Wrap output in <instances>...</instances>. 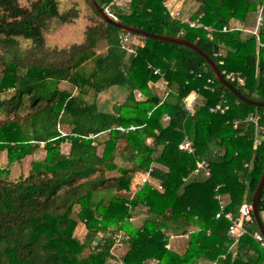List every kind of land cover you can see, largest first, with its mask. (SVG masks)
I'll list each match as a JSON object with an SVG mask.
<instances>
[{"label":"trees","instance_id":"16d2710c","mask_svg":"<svg viewBox=\"0 0 264 264\" xmlns=\"http://www.w3.org/2000/svg\"><path fill=\"white\" fill-rule=\"evenodd\" d=\"M21 1L0 0V151L8 160L0 168V264H264L254 217L237 242L231 222L215 217L218 195L236 218L251 204L264 172V134L255 146L248 118L257 116L264 131V108L240 101L196 52L128 34L89 0ZM92 1L124 24L195 44L224 77L244 79L243 86L229 81L240 94L264 102V0H186L185 11L198 7L191 20L201 27L173 19L166 0H130L126 9L117 0ZM259 8L257 35L228 27L231 19L258 20ZM80 21L81 42L48 46L47 34ZM124 35L133 52L122 45ZM161 79L170 87L164 101L149 86ZM63 82L73 91L62 90ZM113 87L126 97L100 108L98 97ZM191 94L197 100L188 113ZM223 99L228 110L211 113ZM185 137L195 155L179 150ZM40 149L44 158L11 179L10 166ZM146 172L151 181L132 191L135 176ZM258 210L264 213V189ZM177 238L186 239L184 251ZM118 243L128 247L121 258L113 253Z\"/></svg>","mask_w":264,"mask_h":264},{"label":"built area","instance_id":"2783aa9c","mask_svg":"<svg viewBox=\"0 0 264 264\" xmlns=\"http://www.w3.org/2000/svg\"><path fill=\"white\" fill-rule=\"evenodd\" d=\"M106 11L109 14V11L108 10H106ZM168 12H169L170 16L173 19H175V20L180 19V13L178 11L177 12L168 11ZM258 14H259V17H258V20H257V27H256L255 35H257L258 28H259V26L261 25V22H262V16H261L262 9L261 8H259ZM109 15L111 16V14H109ZM111 17H113L114 19H117L114 16H111ZM183 22L187 23L190 27H198V25L195 22H191L189 20H183ZM224 31H226V29H224ZM121 43L129 52H133V49L130 46V37H129V35H124L121 38ZM158 74L161 75L160 71L159 70L155 71V75H158ZM225 79L227 81H230V82H235L239 86H243L244 85V79L239 77V76H236L234 73L227 74ZM215 80L218 81L216 79V77H215ZM215 80L214 79H209L208 80V84H210V86L215 85V82H216ZM159 82H160V85L158 84ZM151 84H153V86H154L153 88L154 89H157V88L161 89L160 90L161 92H160L159 95L161 96L162 101H164L167 98V96L170 94L169 82L167 80L161 79L160 81H157V82H154V83H151ZM196 100H197V95H195V94H191L185 99V101H184V104H185L184 105L185 106L184 109L188 113H191L194 110L195 105H196ZM228 108H229V106L227 105L226 100L223 99L215 107L211 108L210 112L211 113H215V112L225 113L228 110ZM168 119H169V117L167 116L166 120H168ZM248 121L255 124V126H256V134L257 135L264 134V131H263L262 127H260L258 125L259 118L257 116L251 115L248 118ZM237 126H238V123H235L234 127L236 128ZM135 129L136 128L134 126H131L129 128V130H135ZM118 130H120L122 132H125V131L127 132L128 131V130L122 128V127H119ZM91 137L94 138V136H91ZM260 144H261V139L257 138L255 140V146H259ZM179 150L185 151L188 154H193V155L196 154L195 145L187 137H185V139L179 144ZM197 165H198V169L203 171L207 177L211 176L210 170H209L206 162L204 161V159H198L197 160ZM150 181H151V179H150L149 172L137 174L135 176L134 180H133L132 191H134V188H136V190H137L139 188V186H142L144 183H147V182H150ZM159 188H161V187L159 186ZM216 198L219 201L220 210L216 214L215 217L217 219H219L221 217H224V218L228 219L231 222L228 234H229L230 238L234 239L235 242H237V240L246 233L245 224L251 222L252 219H253L252 205L249 204V203H244L240 207L239 215L236 218L234 216V214H232L230 211H228L227 204L224 203L225 202V197L222 196V195H218ZM260 217H261V219L263 221L264 220V213L262 215H260ZM254 238L262 246H264V237H263V235L260 232L256 233L254 235Z\"/></svg>","mask_w":264,"mask_h":264},{"label":"rangeland","instance_id":"374dc122","mask_svg":"<svg viewBox=\"0 0 264 264\" xmlns=\"http://www.w3.org/2000/svg\"><path fill=\"white\" fill-rule=\"evenodd\" d=\"M28 0H22L21 3L22 5H28ZM122 3V4H121ZM120 3V8H127V2L125 0L121 1ZM126 4V5H125ZM174 12V11H173ZM113 16V15H111ZM115 17V16H114ZM85 22L80 21L76 25H70V26H62L60 29H58L55 32L47 34V44L51 48H63V47H68L72 45L73 43H79L84 39V34L83 30L85 27ZM28 45L26 43L22 44V47L25 48ZM160 85V83H158ZM149 86L158 94H160V88L154 89L153 84H149ZM60 88L62 90H69L73 91V88L66 82L61 83ZM76 93V91H75ZM127 92L123 89H119L117 87L110 88L109 90L103 92L99 97H98V105L100 108H104L106 110H110L112 106L115 103H120L124 100L126 97ZM5 95H0V98H3ZM103 139V138H102ZM102 150V147H100V151ZM63 151L67 152L68 151V146L67 144L63 145ZM45 156V153L40 149L37 150L33 155L26 157L22 162L18 163V165L15 163L11 168V179L17 178L19 175H27L31 163L34 160H41ZM8 165V160H7V154L6 152L0 151V168H6ZM136 188H134V191ZM137 222V221H136ZM135 222V223H136ZM86 230L85 227L82 223H79L76 231H75V236L77 238L82 239L84 237ZM186 239L185 238H177L174 240V245L179 251H184L185 250V244ZM128 250V247L125 244H120L116 246L114 249L113 253L116 257L121 258ZM151 264V263H150Z\"/></svg>","mask_w":264,"mask_h":264},{"label":"water","instance_id":"95a60500","mask_svg":"<svg viewBox=\"0 0 264 264\" xmlns=\"http://www.w3.org/2000/svg\"><path fill=\"white\" fill-rule=\"evenodd\" d=\"M90 3L93 5V7L95 8V10L100 14V16L108 23L112 24L113 26L119 28L120 30L128 33V34H133V35H139V36H143L146 38H151L154 40H158L161 42H166V43H171V44H176V45H180V46H184L187 47L189 49H191L192 51L196 52L197 54H199L202 58H204V60L206 61V63L208 64V66L211 68L212 72L214 73L216 79L218 80V82L220 84H222L223 86H225L227 89H229L240 101L255 106V107H260V108H264V102L261 101H257L254 99H250L247 98L245 96H243L242 94H240L231 84L229 81H227L225 79V77L223 76L222 72L219 70V68L217 67V65L215 64V62L203 51L201 50L198 46H196L195 44L189 42L188 40L181 38V37H172V36H167V35H157V34H152L149 32H146L145 30L141 29V28H137V27H133L127 24H124L120 21H118L117 19H114L113 17H111L107 11H102L98 5L93 2L92 0H89ZM264 189V172L260 178V181L258 183V186L253 194L252 197V201H251V205H252V211H253V217L255 219V221L258 224V228L260 233L263 235L264 237V224L263 221L260 217V213L258 210V201L259 198L261 196V193Z\"/></svg>","mask_w":264,"mask_h":264},{"label":"crops","instance_id":"0c3cea01","mask_svg":"<svg viewBox=\"0 0 264 264\" xmlns=\"http://www.w3.org/2000/svg\"><path fill=\"white\" fill-rule=\"evenodd\" d=\"M121 1H123V0H117L116 4L120 5ZM125 1L128 4L130 2V0H125ZM185 2H186V0H166V4L165 5H166L168 11H174V12L178 11L180 13V18L181 19L183 18V20H189L191 22H195L198 25V27H201V24H199L198 21L191 20V17L193 16V14L197 12V8L198 7L197 6H190L185 11V6H186ZM183 12H185V13H183ZM199 18H200V16H198L197 19H199ZM251 20H252V18L248 22L249 25H245L244 23L240 22L237 19H231L230 22H229L228 27L231 28V29L243 30V33H244L243 37H246V36H248L247 34H249V33L255 34V31H256V22H257V20H256L255 17L253 18L252 21ZM250 22H251V24H250ZM245 26H249V27H245ZM222 52L224 53V51H222ZM257 138L261 139L260 135L256 134V139ZM147 143L150 144L151 143V139H149L147 141Z\"/></svg>","mask_w":264,"mask_h":264}]
</instances>
